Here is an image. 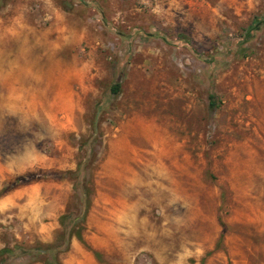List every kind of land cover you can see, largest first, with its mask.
Masks as SVG:
<instances>
[{
  "label": "rangeland",
  "instance_id": "obj_1",
  "mask_svg": "<svg viewBox=\"0 0 264 264\" xmlns=\"http://www.w3.org/2000/svg\"><path fill=\"white\" fill-rule=\"evenodd\" d=\"M0 264H264V0H0Z\"/></svg>",
  "mask_w": 264,
  "mask_h": 264
},
{
  "label": "bare ground",
  "instance_id": "obj_2",
  "mask_svg": "<svg viewBox=\"0 0 264 264\" xmlns=\"http://www.w3.org/2000/svg\"><path fill=\"white\" fill-rule=\"evenodd\" d=\"M153 127H154V125H153ZM156 129H157V128H156ZM161 131H162V133H163V130H161ZM153 133H154V132H153ZM154 134H156V133H154ZM154 134H153V136H154ZM156 135H157V134H156ZM147 137L149 138V136H147ZM154 137H155V136H154ZM156 137H157V136H156ZM156 137H155L154 139H156ZM161 137H162V135H161ZM158 139H159V138H158ZM145 140H146V139H145ZM145 140H144V141H145ZM147 140H148V139H147ZM162 140H163V138H162ZM162 140H161V141H162ZM152 141H153V138H152ZM155 141H156V140H155ZM157 142H158V141H157ZM147 143H148V141H147ZM151 143H152V142H151ZM161 144H162V143H161ZM153 146H154V145H153ZM158 146H159V144H158ZM158 146H157V147H158ZM157 147H156V148H157ZM160 147H161V146H160ZM157 153H158V152H157ZM158 162H159V161H158ZM156 165H157V164H156ZM158 165H159V163H158ZM121 173H122V172H121ZM117 176H118V175H117Z\"/></svg>",
  "mask_w": 264,
  "mask_h": 264
}]
</instances>
